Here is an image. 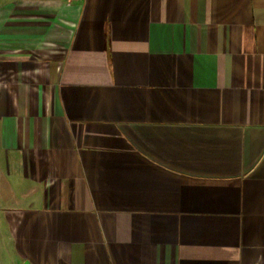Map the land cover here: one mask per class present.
<instances>
[{
	"label": "crops",
	"instance_id": "0c3cea01",
	"mask_svg": "<svg viewBox=\"0 0 264 264\" xmlns=\"http://www.w3.org/2000/svg\"><path fill=\"white\" fill-rule=\"evenodd\" d=\"M0 264H264V0H0Z\"/></svg>",
	"mask_w": 264,
	"mask_h": 264
},
{
	"label": "rangeland",
	"instance_id": "374dc122",
	"mask_svg": "<svg viewBox=\"0 0 264 264\" xmlns=\"http://www.w3.org/2000/svg\"><path fill=\"white\" fill-rule=\"evenodd\" d=\"M1 2H2V0H1Z\"/></svg>",
	"mask_w": 264,
	"mask_h": 264
}]
</instances>
